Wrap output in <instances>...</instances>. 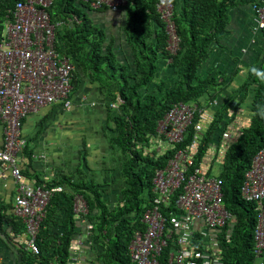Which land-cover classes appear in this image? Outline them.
Instances as JSON below:
<instances>
[{
  "label": "trees",
  "instance_id": "16d2710c",
  "mask_svg": "<svg viewBox=\"0 0 264 264\" xmlns=\"http://www.w3.org/2000/svg\"><path fill=\"white\" fill-rule=\"evenodd\" d=\"M80 1L55 0L49 10L54 23H65L71 16L82 21L80 25L68 24L56 32V49L73 56L77 64L71 97L78 91L84 75L100 84L106 93L111 149L129 155L123 164L125 186L122 198L113 207L105 201L101 185L94 181L74 182L71 177L64 176L47 183V187H63V191L54 195L47 208L38 239L40 254L24 251L25 264H70L75 238L81 234L83 225L75 212L78 196L83 197L88 205L87 223L94 224L90 242L96 248L99 264H133L129 247L135 233L146 229L142 218L155 197L152 190L156 171L164 168L176 149L181 147L178 145L161 153L151 149L150 143L155 138L165 139L158 134L159 125L175 105L202 98L219 99L225 89L223 83L216 75L201 78L198 69L210 59L214 42L219 43L220 36L227 31L229 11L240 6L261 5V0H171L174 5L172 22L180 39L179 51L173 54L169 51L168 22L159 11L161 1L128 0L124 6L129 17L126 32L137 57L136 69L131 73L117 59L113 45H107L106 31L93 25L89 19L86 10H94L90 3L83 2L80 7ZM16 2L0 0V38L4 30L2 23ZM99 10L111 9L103 6ZM161 59H172L169 69L176 78L174 85L155 84ZM242 71L237 69L233 80ZM223 97L225 102L218 107L215 120L208 127L196 162L198 166L204 165L214 140H225L224 133H230L228 140L232 143L223 159L224 170L217 175L223 180L225 206L233 214V221L220 236L223 264H264V254L262 263L255 254L259 222L257 204L246 201L242 195L253 159L264 148V48L249 67L239 93ZM118 99L123 103L114 109L112 105ZM245 103L251 105L252 117L248 125L243 124L237 132L234 123ZM25 150L30 153L29 143ZM86 155L85 151L84 157ZM28 156L31 158L32 152ZM211 170L209 174H213ZM37 179L44 183L40 176ZM64 203H67L63 221L65 230L57 235V240H50L51 224L55 222L58 206ZM163 209V213L170 216L176 209L175 203ZM8 221L18 235L27 232L20 218L12 216ZM167 256L168 250L161 259L162 264H169Z\"/></svg>",
  "mask_w": 264,
  "mask_h": 264
},
{
  "label": "built area",
  "instance_id": "2783aa9c",
  "mask_svg": "<svg viewBox=\"0 0 264 264\" xmlns=\"http://www.w3.org/2000/svg\"><path fill=\"white\" fill-rule=\"evenodd\" d=\"M54 1L17 0L2 23L4 30L0 38V126L4 135L0 179L5 171L10 172L17 187L14 215L26 225L27 249L37 255L47 208L54 195L63 190L25 182L19 165L20 155L28 146L23 135L24 121L31 114L56 105L67 110L73 108L75 66L56 49V32L65 23L53 22L49 10ZM81 1L90 3L94 10L107 6L114 11L128 3V0ZM160 1L159 11L168 22L170 33L169 51L177 54L180 39L172 22L174 5L171 0ZM254 11L255 30L264 32V0L254 6ZM218 107L207 98L181 102L161 121L159 133L165 137L167 149L181 147L164 168L156 171L152 190L155 197L142 218L146 229L135 233L129 247L133 264H162L167 250L169 264H223L220 236L233 221V214L224 203L223 180L196 162L200 144L215 120ZM224 137L229 138L230 133L225 132ZM242 195L246 201L257 204L255 254L261 259L264 254V148L253 159ZM173 202L176 209L166 216L163 208ZM75 207L90 239L94 224L86 221L89 209L83 197H77ZM89 245L92 247V242ZM83 252H75L73 261L78 262Z\"/></svg>",
  "mask_w": 264,
  "mask_h": 264
},
{
  "label": "crops",
  "instance_id": "0c3cea01",
  "mask_svg": "<svg viewBox=\"0 0 264 264\" xmlns=\"http://www.w3.org/2000/svg\"><path fill=\"white\" fill-rule=\"evenodd\" d=\"M80 2L78 5L81 7L83 1ZM86 12H88L89 19L93 25L106 31L107 45H113V52L117 59L133 73L136 69L137 57L128 41L126 30L129 17L125 7H120L117 11L86 10ZM229 15L230 24L227 31L220 36L219 43L217 41L214 42L212 48H210V59L198 69V74L201 78L216 75L219 82L223 83L225 89L220 93L222 97L212 100L219 106L225 102L223 96L227 98L231 94L239 93L249 67L257 61L259 54L264 48V32L255 30L254 5L233 8L229 11ZM81 22V19L77 16H71L67 22L65 21L64 26L68 24L80 25ZM58 53L62 58L68 59L73 63L76 72L77 64L75 65L73 56L63 54L60 51ZM169 64H171L169 60L161 59L159 61L156 85L160 82L161 84L165 82L168 85H174L176 82L172 69H169ZM237 69L243 71L233 80V74ZM93 96L97 97V101L91 102L86 110L79 112L83 109V105L89 100V97ZM72 100L73 109L69 112L70 116L68 117L65 116V113H62V106L56 105L42 111V113L45 112L46 114L43 120L39 121L40 117H36L40 112L31 114L24 121L23 135L29 143L28 152H32V159L28 156L30 153L27 154L26 150L19 158V165L22 168L25 182L38 187L54 182L64 176L71 177L74 182L83 180L94 181L101 185V190L105 191V201L115 207L122 198L125 186L123 164L129 158V155L124 156L119 149H111L108 138L110 133L108 129L109 112L107 109L109 99L106 93L102 91L100 84L92 82L87 75H84L79 89L73 95ZM120 103H123V101L118 99V102L113 104L112 107L118 109ZM79 106L80 109L78 108ZM250 110L251 105L249 103H245L240 109V116L237 122L234 123L235 129L238 127L237 132L243 124L248 125L252 117ZM62 117L64 120L58 127L56 119ZM30 121H35L36 128L37 125H42L43 127L39 129L37 137L33 136L35 128L30 127ZM46 124L62 129V134L58 136L59 140L51 138L54 141L50 145L48 138H45L48 145L47 149L52 152L51 157L48 156V151L46 155L44 153L39 154L36 151L39 146L38 141L41 138L39 135L43 133ZM25 128L29 131L28 134L24 133ZM3 137V128L0 126V149L3 148ZM57 141L59 142L57 143ZM32 142L35 143L33 146ZM231 143L232 141H228V139L214 140L210 147V153L204 161V167L208 170L212 169L211 171L215 175L221 174L224 170L223 159ZM71 144L74 147H79L77 162L74 161L73 157L72 160L69 159ZM150 144L152 145L151 149H156L157 152L161 151V153L168 148L167 142L165 139L162 140V138H155ZM85 151L87 155L84 157ZM37 176H40L44 183H39ZM16 188L10 172L5 171L0 179V264H25L23 252H29L27 249L28 232L18 235L14 226L8 221L10 217L15 216ZM60 188L63 190V187ZM65 204L67 203L58 206L55 222L51 224V230L49 231L50 240H57L59 238L57 235L65 230L63 227V221L66 219L67 213ZM81 224L84 227L81 225V234L75 238L70 264H81L79 261H73L75 252L79 251H84L81 257L84 256L83 258H85L86 262H83V264H99L96 248L89 245L91 240L86 233V227L82 219ZM258 260L262 263L263 259Z\"/></svg>",
  "mask_w": 264,
  "mask_h": 264
},
{
  "label": "rangeland",
  "instance_id": "374dc122",
  "mask_svg": "<svg viewBox=\"0 0 264 264\" xmlns=\"http://www.w3.org/2000/svg\"><path fill=\"white\" fill-rule=\"evenodd\" d=\"M175 45H176V42H173V46L175 47ZM77 92V91H76ZM77 97V96H76ZM93 101H97V97H95V96H93V97H89V100L88 101H86L85 103H84V105H83V109H81L79 112H81V111H84V110H86L87 109V106L91 103V102H93ZM79 109H80V106L78 107ZM73 109V108H72ZM70 111H72V110H67V109H65L63 106H62V113H65L66 115V117H68V116H70V114H69V112ZM46 116V114H45V112L44 113H40L38 116H36V117H40V119H39V121H41V120H43L44 119V117ZM57 120V125H58V127L60 126V124L63 122V120H64V118L62 117V118H57L56 119ZM34 122L35 121H30V127H34L35 129H34V131H33V136L34 137H37V135H38V131H39V129H41V128H43L42 127V125H37V128H36V123L34 124ZM53 124H54V122H53ZM28 132L29 131H27V129L25 128L24 129V133H26V134H28ZM62 134V129L61 128H56V127H51L50 125H45L44 126V131H43V133H41L39 136L41 137L40 138V140L38 141V143H39V146L36 148V151H37V153H44L45 155L47 154V151H48V149H47V144H46V141H45V138H48V140H49V145L51 144V142L52 141H54V140H59V138H58V136L59 135H61ZM51 138H53V139H51ZM44 141V142H43ZM228 141H230V140H228ZM59 141H57V143H58ZM67 142V141H66ZM33 144H35L34 142H32V146H33ZM78 148L79 147H74L72 144H71V153H70V158L69 159H71L72 160V157L74 158V161L75 162H77V160H78ZM51 150V149H50ZM51 151H48V156L49 157H51ZM44 156V155H43ZM84 257V256H83ZM83 257H81L82 259H80L79 260V263L81 262V264H83V262H86L84 259L85 258H83Z\"/></svg>",
  "mask_w": 264,
  "mask_h": 264
},
{
  "label": "clouds",
  "instance_id": "9594fccd",
  "mask_svg": "<svg viewBox=\"0 0 264 264\" xmlns=\"http://www.w3.org/2000/svg\"><path fill=\"white\" fill-rule=\"evenodd\" d=\"M225 139H228V138H225Z\"/></svg>",
  "mask_w": 264,
  "mask_h": 264
}]
</instances>
